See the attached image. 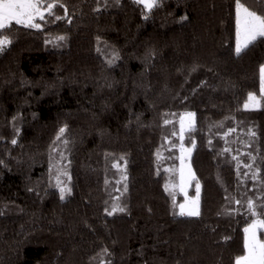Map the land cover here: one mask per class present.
I'll use <instances>...</instances> for the list:
<instances>
[{
    "label": "trees",
    "instance_id": "obj_1",
    "mask_svg": "<svg viewBox=\"0 0 264 264\" xmlns=\"http://www.w3.org/2000/svg\"><path fill=\"white\" fill-rule=\"evenodd\" d=\"M58 3L65 19L13 24L0 52V264H234L245 202L264 197V99L244 108L261 95L264 37L236 54L234 0ZM183 113L198 216L165 188Z\"/></svg>",
    "mask_w": 264,
    "mask_h": 264
},
{
    "label": "snow or ice",
    "instance_id": "obj_2",
    "mask_svg": "<svg viewBox=\"0 0 264 264\" xmlns=\"http://www.w3.org/2000/svg\"><path fill=\"white\" fill-rule=\"evenodd\" d=\"M137 4H142L144 8L151 12L154 8L159 7V0H135ZM248 0H234L235 5V26H236V47L235 52L239 55L242 51L247 49L250 44H252L258 37H264V0H254V3L257 4L256 7L245 6ZM57 6L64 9L67 12V9L62 3H58V0H0V52L6 50L8 46L11 45L12 40L6 34L7 30L11 29L12 25H21L29 29L42 30V24L37 21L46 22V15L54 17L55 20L65 19V17L55 15L53 9ZM147 18V17H146ZM70 23V21H68ZM66 37L57 36L55 40H47V43H56L64 41ZM111 63V61H109ZM260 79H261V99H264V66H261L259 69ZM248 103H245L244 107L248 108L249 104L253 107L257 106L260 103V99L253 93H249L247 97ZM185 118L187 119V126H185ZM173 123L169 119L164 120V124L168 125ZM179 139L183 141L184 132L191 131L194 129L195 125V113H185L179 121ZM66 128L62 127L59 130L57 140H60L66 132ZM229 131H234L230 129ZM172 136H176V132L171 133ZM252 135H255L252 133ZM167 140V137H165ZM64 144H67V140L62 141ZM12 144H16V140L11 141ZM169 143H171L169 141ZM211 143V141H209ZM181 156L178 159L181 160V166L178 169H175L179 174L180 180V190L184 192L185 203L179 204V215L184 216H198L199 213V197H200V186L197 181L195 186V196L189 200L185 188L191 183L192 180H195V174L192 172L190 165L187 166V172L185 171V157L183 153L187 151L191 152V149H185L183 143L179 145ZM192 147H195L193 142ZM53 151H57L56 148H53ZM225 151H230V149H225ZM159 156L160 153L158 152ZM250 158L254 161L255 157L248 154ZM66 159L61 154V160ZM121 159H123L121 157ZM233 159L238 161L237 157ZM114 167L119 168V163L114 164ZM237 171L239 173V168L241 167L240 162H237ZM243 167L247 169L252 168V164H244ZM60 174L68 176L66 171L63 169H58ZM167 171H173L168 169ZM247 175V174H245ZM257 171H253L252 179H256ZM70 179V177H69ZM122 179H126L122 177ZM57 184L59 187L63 181L59 179V175L56 177ZM119 183V181H117ZM125 191L127 186L125 185ZM166 190H168V185H165ZM71 191L70 188L60 187L61 199L64 198L65 192ZM119 191V189H117ZM118 200V198H116ZM173 201L175 203V196H173ZM235 204H240L241 201H234ZM245 207L247 213L252 217L249 221L248 226L243 229L244 232V241H243V250L244 253L236 257L234 264H264V239L260 238V234L264 233V197L260 198V202L257 203L251 198L245 202ZM116 211H124V208L120 207L118 204H114L112 210L108 212V215H112ZM231 214V213H229ZM107 252V249H105Z\"/></svg>",
    "mask_w": 264,
    "mask_h": 264
},
{
    "label": "rangeland",
    "instance_id": "obj_3",
    "mask_svg": "<svg viewBox=\"0 0 264 264\" xmlns=\"http://www.w3.org/2000/svg\"><path fill=\"white\" fill-rule=\"evenodd\" d=\"M263 66H264V65H263ZM261 87H262V84H261ZM256 96H257L258 99H260V103H259L257 106H255V107H253L251 104H249V107L246 108V109H257V108H259V107L261 106V95H260V96L256 95ZM246 103H248V100H247ZM244 108H245V107H244ZM184 114H185V113L182 114L181 118L183 117ZM185 126H187V119H186V118H185ZM185 132H186V131H185ZM185 132H184V134H185ZM181 143H183V141H181ZM183 146H184L185 149H191V148H187V147H185L184 143H183ZM191 153H192V150H191L190 153H188L187 151H185V152L183 153V155H184V157H185V166H186V167H185V171H186V172H187V166H188V165H190L192 172H194V170H193V168H192V166H191V163H190V156H191ZM180 156H181V151H180ZM180 166H181V160L179 159V165H178V167L175 168V169H178ZM173 172H175V177H174V173H173V175L167 180L166 185H168V190H170V191H174V190H175V192H177V193H178V192L181 193V195L183 196V202H182V203H185L184 192H182V191L180 190L179 174H178V172H176L175 170H173ZM194 174H195V172H194ZM195 177H196V175H195ZM196 183H197V180H196V179H195V180H192L191 183L185 188V191L187 192V195H188L189 200L195 196V192H194V195H190V194H189V190L191 189L192 185L195 184V186H196ZM199 186H200V184H199ZM200 191H201V186H200ZM65 194H66V193H65ZM64 197L66 198L67 196L64 195ZM182 203H181V204H182ZM199 203H200V198H199ZM199 205H200V204H199ZM179 211H180V210H179ZM184 216H187V215H184ZM247 226H248V225H247ZM247 226H246V227H247ZM261 234H262V233H261ZM261 234H260V238L262 239ZM244 235H245V234H244Z\"/></svg>",
    "mask_w": 264,
    "mask_h": 264
}]
</instances>
